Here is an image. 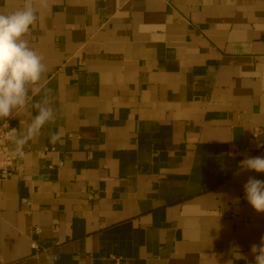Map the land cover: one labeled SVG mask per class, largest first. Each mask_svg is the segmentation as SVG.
I'll list each match as a JSON object with an SVG mask.
<instances>
[{
    "label": "crops",
    "instance_id": "crops-1",
    "mask_svg": "<svg viewBox=\"0 0 264 264\" xmlns=\"http://www.w3.org/2000/svg\"><path fill=\"white\" fill-rule=\"evenodd\" d=\"M48 3L25 39L56 118L0 180V264H255L244 185L264 172L240 164L264 158V0Z\"/></svg>",
    "mask_w": 264,
    "mask_h": 264
},
{
    "label": "clouds",
    "instance_id": "clouds-1",
    "mask_svg": "<svg viewBox=\"0 0 264 264\" xmlns=\"http://www.w3.org/2000/svg\"><path fill=\"white\" fill-rule=\"evenodd\" d=\"M49 8L48 0H24L21 8L8 14H0V118L14 116V112L24 109L33 97L43 92V98L32 104L37 114L26 130L18 134L13 129L8 134L7 138L15 144L16 153L21 157L24 155V146L56 118L48 99V90L41 87L43 75L47 71L43 57L25 39L40 14ZM62 135V131L52 133L51 143L62 142ZM240 168L264 172V158H246L241 161ZM244 191L253 209L258 213L264 212V181L250 177L244 185ZM238 199L236 198L237 202ZM251 253L255 257V264H264V237L259 246H251ZM238 259L246 257L239 256Z\"/></svg>",
    "mask_w": 264,
    "mask_h": 264
},
{
    "label": "built area",
    "instance_id": "built-area-1",
    "mask_svg": "<svg viewBox=\"0 0 264 264\" xmlns=\"http://www.w3.org/2000/svg\"><path fill=\"white\" fill-rule=\"evenodd\" d=\"M15 129L9 118H4L0 123V180L5 179L13 173L15 166L23 159L16 153V146L10 145L8 134ZM25 154V149L23 148ZM238 149L230 144L228 146V155H235ZM244 196V192L242 193ZM34 247L35 245L32 244Z\"/></svg>",
    "mask_w": 264,
    "mask_h": 264
}]
</instances>
